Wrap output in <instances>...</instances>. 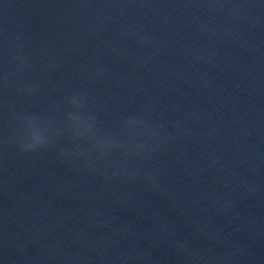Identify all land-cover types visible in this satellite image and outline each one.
<instances>
[{"label": "water", "instance_id": "1", "mask_svg": "<svg viewBox=\"0 0 264 264\" xmlns=\"http://www.w3.org/2000/svg\"><path fill=\"white\" fill-rule=\"evenodd\" d=\"M0 264H264V0H0Z\"/></svg>", "mask_w": 264, "mask_h": 264}]
</instances>
